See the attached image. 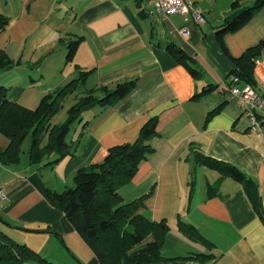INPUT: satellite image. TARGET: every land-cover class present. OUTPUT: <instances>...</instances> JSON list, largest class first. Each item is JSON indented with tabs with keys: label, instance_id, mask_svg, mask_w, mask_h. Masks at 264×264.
<instances>
[{
	"label": "crops",
	"instance_id": "1",
	"mask_svg": "<svg viewBox=\"0 0 264 264\" xmlns=\"http://www.w3.org/2000/svg\"><path fill=\"white\" fill-rule=\"evenodd\" d=\"M140 1L0 0V13L11 17L0 33V48L14 60L21 59L0 73V84L8 88L11 101L34 108L83 69H93L88 88H114L136 79L121 101L85 112L88 125L73 155L55 163L31 164L28 136L20 163H0V187L8 192L0 205V215L8 223L1 219L0 228L52 263L101 264L66 212L50 201L47 190L63 192L72 186L76 171L101 162L111 146L133 141L147 120L157 116L159 135L151 140L155 151L120 188L125 202L149 194L145 214L170 225L164 259L153 264H264V221L244 183L219 167L186 159L193 143L206 155L238 166L259 183L264 204V121L252 129L242 101L229 89L234 58L264 39V6L227 33L223 44L217 28L230 15L232 3L245 6L255 0H194L205 23L181 14L163 17L153 12L151 0ZM77 39L81 40L77 54L68 63L67 44ZM169 43L197 60L202 78H194L174 57ZM252 80L264 91V46ZM208 84L217 87L196 97ZM74 102L71 96L66 103ZM81 127L70 140L77 138ZM9 143L0 131V146ZM180 221L191 223L208 243L187 236ZM152 239L154 235L146 241Z\"/></svg>",
	"mask_w": 264,
	"mask_h": 264
},
{
	"label": "trees",
	"instance_id": "2",
	"mask_svg": "<svg viewBox=\"0 0 264 264\" xmlns=\"http://www.w3.org/2000/svg\"><path fill=\"white\" fill-rule=\"evenodd\" d=\"M232 6L230 15L217 28L218 39L223 44L224 36L250 21L264 6V0H255L252 5L245 6L234 1ZM10 22L11 17L0 13V33ZM61 42L64 43V40L61 39ZM80 42V39L69 41L66 62L70 63L75 59ZM167 46L194 78L203 77L204 71L194 57H190L175 43H169ZM263 46L264 39L256 46L246 49L241 57L234 58L236 66L232 75L239 76L245 83L254 84L252 79L256 60L260 57ZM20 61L21 59L14 60L8 52L0 48V73L14 68ZM92 71L93 69L79 70L76 78L58 87V90L44 95L34 108L8 99V88L0 84V131L10 140L7 147L0 146V163L4 165L20 163L23 143L28 136L31 139L28 162L31 164L45 161L55 163L73 155L74 146L85 134L88 125V120L84 117L85 111L97 105L106 107L121 101L133 89L136 81L135 78L121 81L114 88L105 85L88 88L86 80ZM216 87L215 84H208L202 92L196 93V97ZM71 96H74L75 102L66 110L65 119L58 123L53 122L54 117L65 107L67 99ZM216 111L217 109H214L210 114ZM263 121L264 118L261 122ZM158 123L157 116L149 118L133 141L111 146L101 162L76 171L73 186L63 192L47 190L50 201L66 212L68 219L94 250L101 264H153L164 259L162 250L170 228L169 223L166 220L155 221L145 214L143 208L149 194L125 202L120 193V188L133 179L139 166L155 151L151 140L159 135ZM79 125L82 127L77 138L70 140L69 136ZM190 145L186 159L194 160L196 164L219 167L234 179L241 180L252 205L264 221V204L259 183L249 178L231 162L208 156L193 143ZM192 185L194 186V182ZM1 219L6 221L2 215ZM179 227L192 239L208 243L191 223L180 221ZM152 235L154 239L146 241ZM34 262L56 264L48 261L30 246L13 240L3 228H0V264Z\"/></svg>",
	"mask_w": 264,
	"mask_h": 264
},
{
	"label": "built area",
	"instance_id": "3",
	"mask_svg": "<svg viewBox=\"0 0 264 264\" xmlns=\"http://www.w3.org/2000/svg\"><path fill=\"white\" fill-rule=\"evenodd\" d=\"M153 12L163 17L174 14H181L184 19L192 17L199 23H205L207 20L203 10L196 6L194 0H151ZM181 32L188 36L190 32L186 28ZM230 92L238 97L244 105V110L251 118V128L257 130L262 124L264 118V91L260 92L250 83H244L239 76L233 74ZM8 192L0 187V205L7 198Z\"/></svg>",
	"mask_w": 264,
	"mask_h": 264
},
{
	"label": "rangeland",
	"instance_id": "4",
	"mask_svg": "<svg viewBox=\"0 0 264 264\" xmlns=\"http://www.w3.org/2000/svg\"><path fill=\"white\" fill-rule=\"evenodd\" d=\"M68 50V49H67ZM68 52H69V50H68ZM70 106H72V105H70V103L68 104V103H65V107L59 112L60 113V115L58 114V117L56 118V121L55 122H57V121H60V119H62L63 117H64V115L66 114V110L70 107ZM86 111H88V110H86ZM85 111V112H86ZM85 114V113H84ZM64 120V119H63ZM73 186V185H72Z\"/></svg>",
	"mask_w": 264,
	"mask_h": 264
}]
</instances>
